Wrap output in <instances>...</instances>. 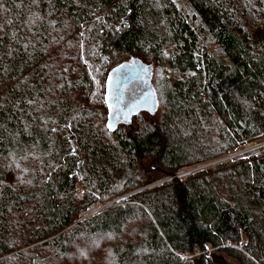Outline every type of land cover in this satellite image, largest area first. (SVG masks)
<instances>
[{
  "label": "trees",
  "instance_id": "16d2710c",
  "mask_svg": "<svg viewBox=\"0 0 264 264\" xmlns=\"http://www.w3.org/2000/svg\"><path fill=\"white\" fill-rule=\"evenodd\" d=\"M129 59L158 107L110 131L105 80ZM262 136L264 0H0V264L101 234H125L114 264H264V147L200 166Z\"/></svg>",
  "mask_w": 264,
  "mask_h": 264
},
{
  "label": "water",
  "instance_id": "95a60500",
  "mask_svg": "<svg viewBox=\"0 0 264 264\" xmlns=\"http://www.w3.org/2000/svg\"><path fill=\"white\" fill-rule=\"evenodd\" d=\"M150 76V69L133 59L122 61L109 69L104 88L107 109L105 125L108 130L113 131L120 124L131 126L132 118L142 110L150 116L156 112L158 98L150 84ZM209 257L212 264H236L215 250L210 252ZM193 264H204L203 254L193 258Z\"/></svg>",
  "mask_w": 264,
  "mask_h": 264
},
{
  "label": "rangeland",
  "instance_id": "374dc122",
  "mask_svg": "<svg viewBox=\"0 0 264 264\" xmlns=\"http://www.w3.org/2000/svg\"><path fill=\"white\" fill-rule=\"evenodd\" d=\"M80 64L81 63L79 61V65ZM160 73L162 74L161 70L156 71V75L160 76ZM155 80L156 79L153 78V83L156 85ZM157 80H158V77H157ZM157 88H159L158 85H157ZM156 94H157V92H156ZM106 111H107L106 107H105V109L102 107V116L104 115L103 117L105 118V120H106V113H107ZM93 116H94L93 117V119H94L95 117L101 116V114L99 112H97V113L93 114ZM127 131H130V129H128ZM263 147H264V136H262L258 139L247 141V142L243 143L241 146H239L238 148H236L234 151H231V152H229V153H227V154H225V155H223V156H221L215 160H212V161L208 162V164L215 162V161H222V160H226V159H236V158L248 157V156L259 153ZM242 151L245 153L242 154L241 153ZM79 187L82 188L81 185H79ZM127 195H128V193H125L123 195L115 197L112 200H110L109 202L105 203V205L108 203H111V201L117 200L119 198H122V197L126 198ZM103 206H104V204H99L98 202H94L93 205H91L89 207L88 212H96L97 210H100ZM83 214H84V212L81 215H83ZM86 214H89V213H86ZM124 235L125 234L116 235V237L113 238L112 236L110 237L108 234L107 235L101 234L99 236V238L93 242L94 244L88 243L86 247L83 246L81 248L76 247L77 242H75L74 245L72 246V250L69 253L59 257L60 258L59 261L57 258L56 261L58 262V264H114V255L112 253V248L114 245L113 243L122 241L124 238ZM236 244L228 243L227 245L236 246ZM93 245H96V247L93 248ZM212 249L216 250L214 248H211L210 250H212ZM238 251H240L244 255H248L249 257H251L250 254H248L245 249H243V250L238 249ZM196 252H197V254H195ZM206 252L210 254V251H206ZM204 253L205 252H202L201 250L197 249L194 251V253H192L193 255H191V256H190V254H182L181 256L185 260L192 259V261H193V258H195L196 256H198L200 254H204ZM218 253H221V252H218ZM221 254L226 259H228L232 262H236L238 264L240 263L234 257H230L224 252ZM210 264H212V263H210Z\"/></svg>",
  "mask_w": 264,
  "mask_h": 264
},
{
  "label": "built area",
  "instance_id": "2783aa9c",
  "mask_svg": "<svg viewBox=\"0 0 264 264\" xmlns=\"http://www.w3.org/2000/svg\"><path fill=\"white\" fill-rule=\"evenodd\" d=\"M203 165H206V164H202V165H200V166H203ZM190 170H192V169H189V170H182V171H180L177 175L180 176V175L187 174V173L190 172ZM243 244H245V242H243ZM210 249H211V248H210ZM210 249H209L208 251L211 252L213 249H212V250H210ZM214 249H215V248H214ZM239 249H242V247L239 246ZM195 254H197V252H196ZM191 255H193V254H190V256H191Z\"/></svg>",
  "mask_w": 264,
  "mask_h": 264
},
{
  "label": "flooded vegetation",
  "instance_id": "af4514ba",
  "mask_svg": "<svg viewBox=\"0 0 264 264\" xmlns=\"http://www.w3.org/2000/svg\"><path fill=\"white\" fill-rule=\"evenodd\" d=\"M232 262V261H231ZM234 263H236V262H234ZM236 264H238V263H236Z\"/></svg>",
  "mask_w": 264,
  "mask_h": 264
},
{
  "label": "snow or ice",
  "instance_id": "6c2138e0",
  "mask_svg": "<svg viewBox=\"0 0 264 264\" xmlns=\"http://www.w3.org/2000/svg\"><path fill=\"white\" fill-rule=\"evenodd\" d=\"M111 127V126H110Z\"/></svg>",
  "mask_w": 264,
  "mask_h": 264
}]
</instances>
